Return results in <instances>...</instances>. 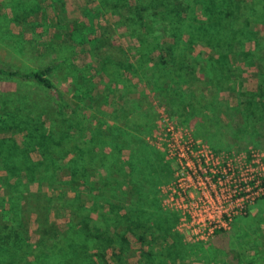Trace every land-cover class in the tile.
I'll return each mask as SVG.
<instances>
[{
  "label": "trees",
  "instance_id": "1",
  "mask_svg": "<svg viewBox=\"0 0 264 264\" xmlns=\"http://www.w3.org/2000/svg\"><path fill=\"white\" fill-rule=\"evenodd\" d=\"M44 1L0 0L1 18L11 9L22 28L17 54L39 63L0 64V264H106L108 250L119 262L132 239L138 264H263L264 197L237 218L245 231L228 249L177 230L178 212L162 204L173 170L150 140L158 115L147 89L213 150H264V0H86L89 22L63 17L44 23L56 39L26 40L41 25L32 5ZM90 12L110 22L95 25ZM57 210L71 213L65 232L50 220Z\"/></svg>",
  "mask_w": 264,
  "mask_h": 264
},
{
  "label": "built area",
  "instance_id": "2",
  "mask_svg": "<svg viewBox=\"0 0 264 264\" xmlns=\"http://www.w3.org/2000/svg\"><path fill=\"white\" fill-rule=\"evenodd\" d=\"M157 114L158 129L150 140L172 164L173 178L161 187V199L178 212L177 230L202 242L230 230L264 197V150L215 151L164 106L157 105Z\"/></svg>",
  "mask_w": 264,
  "mask_h": 264
},
{
  "label": "rangeland",
  "instance_id": "3",
  "mask_svg": "<svg viewBox=\"0 0 264 264\" xmlns=\"http://www.w3.org/2000/svg\"><path fill=\"white\" fill-rule=\"evenodd\" d=\"M63 4V6H62ZM86 5V0H45L43 3L39 2L38 3H33L32 5V9L36 12L33 20L40 23L41 25L39 27L36 28V35L34 37L33 33H25L24 35V39L29 40L30 38H36L38 40H42V41H50L51 39H56L55 38V34L57 32L56 28H54V24L56 23L57 19H61L63 17H67L69 19H73V20H84L86 22L88 21V18H84L83 17V12H84V6ZM4 13V11H2ZM8 14L7 18H1L0 15V64H7V65H13V66H21V67H29L31 68L32 66H37L39 63L36 61V63H31L30 61H28V59H26L23 56H20L19 54H17V44H19L20 42V34L22 32V28L21 26L15 25L12 22V17L13 14L11 12V9H9L8 11H5ZM92 14V16L94 17V21L93 23L96 25V23H102V24H108L110 22V17H105L102 18L100 12H96L95 14L93 12H90V15ZM104 19H106V21H104ZM62 20V19H61ZM47 21V22H46ZM45 24L49 23L50 25H52V27H50V29L46 32H44L45 30H47V27H45ZM91 24V23H90ZM123 31V30H122ZM249 48V45H248ZM79 49V48H78ZM79 59L81 61V63H88L90 61L89 56L86 53H82L79 56ZM24 62V64H23ZM253 71H250L247 73V86L251 89L255 88L256 86V78L254 76ZM95 83L98 84V89L97 91H99V89L102 88V84H100V77L95 76ZM6 86V82L0 81V89H2L3 87ZM11 88H14L15 85L14 84H10L9 85ZM140 89H143V87H141ZM148 94H149V100L150 103L154 106V109L157 113V105L158 103L156 102L157 99L154 96V92L153 90L147 89ZM226 100L230 101V104H232L235 101V97L234 95H232L231 93H226L225 94ZM104 109L109 110L108 107H104ZM158 115V114H157ZM224 120L226 121V115H224ZM3 136H10L11 133H3ZM21 136L22 134H18L15 136V138L18 141H21ZM206 143V142H205ZM207 144V143H206ZM36 157V155H35ZM37 158V157H36ZM172 167V164H171ZM37 185H33L32 189L33 190H37ZM44 191H46L48 194H55L56 192H53V190H48L47 188H43ZM4 191V190H3ZM4 193V192H3ZM68 196H73V194L71 192H68ZM262 202V201H261ZM259 202V203H261ZM89 205V203H87ZM258 206H254L250 213L251 215H254L258 212ZM60 211V212H59ZM59 215V216H58ZM71 213L70 211L67 210H57V211H53L50 214V220L54 223H56L59 226L60 232H65L67 229V223H68V219L70 217ZM93 217H96V214L93 215ZM244 219L239 218L235 221L233 229L230 230L227 234H222L220 236L216 235L211 238L208 241H205L204 244L206 245V247H210L211 245H218L221 246L223 249H228L230 246V239L231 237L234 235V230L235 229H241L243 231H245V229L243 228V224L242 221ZM30 229H31V234L34 235L33 238V242H36L38 240V235L36 234V229H37V224L35 223L34 218H32L31 224H30ZM264 234V232H263ZM187 238V237H186ZM188 239V238H187ZM186 239V240H187ZM262 239L264 240V236L262 237ZM132 243H131V250H129L124 256L123 258L120 259V261H116L114 260L113 256L111 255V251L108 250L107 252V256H106V264H138V257L137 254H135L134 252H136L137 249H139V245L135 243V241L132 239ZM188 241H194L195 240H188ZM30 259H33V257H31ZM230 259V258H229ZM232 259H230L231 261ZM74 260H66V262L72 264ZM96 261V260H95ZM236 262V261H235ZM74 264H90V263H83L79 260L76 261V263ZM222 264V263H219ZM231 264H233V262H231ZM264 264V263H263Z\"/></svg>",
  "mask_w": 264,
  "mask_h": 264
}]
</instances>
